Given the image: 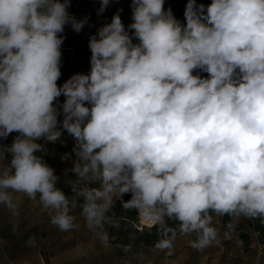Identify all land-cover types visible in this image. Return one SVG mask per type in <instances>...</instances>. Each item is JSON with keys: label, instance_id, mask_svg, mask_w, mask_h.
Returning <instances> with one entry per match:
<instances>
[{"label": "clouds", "instance_id": "1", "mask_svg": "<svg viewBox=\"0 0 264 264\" xmlns=\"http://www.w3.org/2000/svg\"><path fill=\"white\" fill-rule=\"evenodd\" d=\"M108 3L101 0V11ZM67 7L0 0V138L19 133L0 147L4 159L11 153L0 169V204L12 206L9 190L39 194L54 226H75L58 177L36 155V141L60 138V124L83 161L75 174L101 184L88 194L90 224L103 219L97 200L114 194L153 221L178 220L181 234H197V249L217 239L210 210L264 219V0H212L206 9L188 0L184 25L164 0H132L129 28L139 43L115 14L89 40L90 72L58 86V34L70 21L76 32L86 23Z\"/></svg>", "mask_w": 264, "mask_h": 264}, {"label": "rangeland", "instance_id": "2", "mask_svg": "<svg viewBox=\"0 0 264 264\" xmlns=\"http://www.w3.org/2000/svg\"><path fill=\"white\" fill-rule=\"evenodd\" d=\"M211 2L196 0L197 5L203 4L205 9ZM187 3L188 0H164V9H171L174 18L184 25ZM67 12L70 17L86 23L76 32L70 21L58 34L63 38L58 86L75 74L90 72V59L77 54L76 49L81 44H89L92 36L98 38L99 29L111 23L115 14L120 15L133 43H139L134 30L129 28L134 22L132 0H109L103 11L101 0H68ZM193 75L208 77V73L200 69H195ZM65 99L61 95L54 102L60 113L58 121L63 120L60 106ZM58 128L61 136L57 141H36L43 149L36 155L58 177L56 187L69 199V214L74 217L75 226L67 231L54 226L51 217L55 212L42 207L39 194L31 199L25 193L9 190L12 206L0 204V264H264V237H258V232L249 226L248 220L254 221V218L243 215L232 216L224 224L221 215L211 214L210 226L216 229L217 239L203 249L192 246L196 233L181 234L171 228L174 238L170 233L155 244H148L155 232L151 227L159 222H141L138 211L125 209L121 198L115 194L111 202L97 200L104 208L103 219L98 226L90 224L85 211L88 194L94 197V190L100 189L101 184L96 180H82L75 174L76 166L83 165L74 151L76 141L60 124ZM18 135L13 132L0 138V147L11 146ZM4 155L6 160L0 154V169L6 168L11 159V153ZM130 199L131 193L122 196L123 201ZM171 220L175 219L165 217L162 223ZM240 232L246 236L242 238ZM168 239H171V247L162 248L161 242Z\"/></svg>", "mask_w": 264, "mask_h": 264}, {"label": "trees", "instance_id": "3", "mask_svg": "<svg viewBox=\"0 0 264 264\" xmlns=\"http://www.w3.org/2000/svg\"><path fill=\"white\" fill-rule=\"evenodd\" d=\"M76 53L81 55V56H86L87 58L91 59V51L89 48V44H81L78 46V48L76 49ZM215 212L213 211H209V215L213 214ZM222 216V222L224 224H227L229 219L232 217V215H221ZM249 226L256 232H258V237H264V219L261 218H254V221H249ZM171 228L172 230H177L180 231V222L178 220H171L170 222L168 221V223H159V224H155L154 226L151 227V229L154 232V237L153 239H151L150 241H148V244H155L156 242H158L164 235L173 233V231H170ZM159 229H163V231L159 230ZM241 237H245V233L240 232Z\"/></svg>", "mask_w": 264, "mask_h": 264}, {"label": "bare ground", "instance_id": "4", "mask_svg": "<svg viewBox=\"0 0 264 264\" xmlns=\"http://www.w3.org/2000/svg\"><path fill=\"white\" fill-rule=\"evenodd\" d=\"M138 216H139L141 222H143V223H144V222H148V221H153V220L147 218V217H146L143 213H141V212H138Z\"/></svg>", "mask_w": 264, "mask_h": 264}]
</instances>
